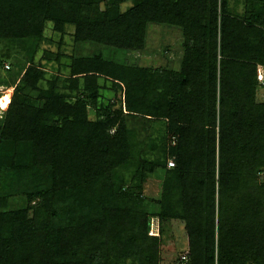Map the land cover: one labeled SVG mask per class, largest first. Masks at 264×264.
I'll return each instance as SVG.
<instances>
[{
	"label": "trees",
	"instance_id": "1",
	"mask_svg": "<svg viewBox=\"0 0 264 264\" xmlns=\"http://www.w3.org/2000/svg\"><path fill=\"white\" fill-rule=\"evenodd\" d=\"M47 23L125 52L178 29L180 65L35 60ZM0 43V264H160L153 217L183 223L189 264H264V0H0Z\"/></svg>",
	"mask_w": 264,
	"mask_h": 264
},
{
	"label": "rangeland",
	"instance_id": "2",
	"mask_svg": "<svg viewBox=\"0 0 264 264\" xmlns=\"http://www.w3.org/2000/svg\"><path fill=\"white\" fill-rule=\"evenodd\" d=\"M131 5L130 2H126L121 5V10H126ZM235 10L238 13L242 11V4L238 3ZM73 27H67L66 33L63 36L62 43L60 44L59 35L55 34L51 30V24L47 23L44 30V37L46 38L43 45L39 48H35V60L43 59V51L50 50L56 52L58 47L65 56L67 55H91L95 51H100L106 59L120 62L125 61L126 63H138L139 65H152V66H167L171 69H177L180 65V54H181V39L180 32L178 29L171 27L153 24L148 26L146 48L143 52L133 51L125 52L117 49H113L107 46H98L93 43H73L71 34ZM32 44V43H30ZM3 44L0 43V55L3 49ZM31 46V45H30ZM34 46V44H33ZM32 46V47H33ZM1 58V56H0ZM42 62H45L44 60ZM68 59L63 57L61 63L67 65ZM7 64V62H5ZM55 62L51 61L48 65L55 68ZM0 73L6 76L3 69L0 68ZM101 84L99 103L106 105L108 101H112L116 96L108 87ZM12 94V87L6 85H0V117L4 113L7 104L9 103L10 96ZM256 100H264V91L259 87L256 90ZM89 116L93 118V113H89ZM159 183L160 174L150 175L145 185L144 194L150 199H156L159 194ZM25 205L23 199H14L9 201V209L22 207ZM154 202L148 203V209L154 207ZM162 226V233L157 236L160 238L159 245V258L160 264H175L177 258L181 253L187 251V238L185 230L183 229V223L179 221H164Z\"/></svg>",
	"mask_w": 264,
	"mask_h": 264
},
{
	"label": "built area",
	"instance_id": "3",
	"mask_svg": "<svg viewBox=\"0 0 264 264\" xmlns=\"http://www.w3.org/2000/svg\"><path fill=\"white\" fill-rule=\"evenodd\" d=\"M5 69L8 68V64L4 65ZM256 80L259 84V87L264 91V68L260 65L257 66L256 69ZM174 143V142H172ZM174 164L172 161H168L167 167H172ZM159 234V223L158 219L153 217L150 220L149 224V230H148V235L151 236H158ZM176 264H189V258H188V252L184 251L178 259V262Z\"/></svg>",
	"mask_w": 264,
	"mask_h": 264
}]
</instances>
